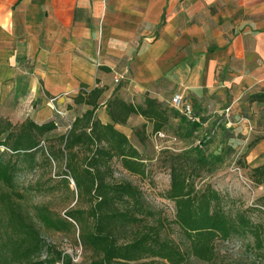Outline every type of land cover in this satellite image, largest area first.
<instances>
[{"label": "crops", "instance_id": "1", "mask_svg": "<svg viewBox=\"0 0 264 264\" xmlns=\"http://www.w3.org/2000/svg\"><path fill=\"white\" fill-rule=\"evenodd\" d=\"M83 85L106 88L105 124L115 96L168 104L180 93L195 109L196 99L220 109L234 92L232 109L264 88V0H0V106L10 119L56 118L66 130L87 109L74 103ZM144 122L116 127L130 138Z\"/></svg>", "mask_w": 264, "mask_h": 264}, {"label": "trees", "instance_id": "2", "mask_svg": "<svg viewBox=\"0 0 264 264\" xmlns=\"http://www.w3.org/2000/svg\"><path fill=\"white\" fill-rule=\"evenodd\" d=\"M105 90L104 86L90 90L86 85L82 86L74 103L85 105L87 109L74 120L67 121L66 132L58 137L60 145L54 148L57 152L49 155L54 160L66 159V167L76 184L78 198L88 197L91 202L88 215L94 218V225L91 230L83 229L80 233L82 244L86 248L90 247L96 255L88 264H184L190 256L212 261L216 255L217 238L227 240L233 235L248 233L254 236L260 249L264 247L263 224L253 223L244 212H238L232 218L221 207L223 198L217 190L210 186L198 190L191 182L190 174L178 168L172 170L171 188L166 197L175 203V223L186 236L188 248L183 250L174 240L162 238L160 229L155 227L151 228V232L140 233L130 242L119 243L112 228L115 223H137L141 219L134 213L107 208L116 199H128L134 200L138 205L135 208L141 210L143 195L138 187L129 182L109 184L106 174L112 172L110 162L117 158L123 168L141 176L146 174V167L140 150L116 126L127 125L132 116L142 117L145 122L136 130V135L140 142H144L149 127L146 124H150L151 133L157 135L167 128L172 113L181 110L172 105L171 100L166 104L149 95L141 103L127 102L115 96L106 102L112 122L105 124L97 116ZM248 99L250 102L264 103V88L251 93ZM59 127L56 118L43 122L27 118L20 125L13 124L7 118H0V147L4 148L0 152V185L13 189L16 184L15 166L6 159L8 151L34 152L41 146L42 137ZM253 171L258 181L264 179V163L256 166ZM63 175L67 177L68 183L69 174L66 172ZM0 204L7 210L6 221L12 230L9 238L0 246L1 262L76 264L74 258H66L57 246L45 243L34 218L15 206L10 193H0ZM254 207L264 213V205ZM38 210L42 223L55 230H67L76 224L82 227L84 223V210H69L67 217L56 216L45 206ZM145 257L153 259L145 261Z\"/></svg>", "mask_w": 264, "mask_h": 264}, {"label": "rangeland", "instance_id": "3", "mask_svg": "<svg viewBox=\"0 0 264 264\" xmlns=\"http://www.w3.org/2000/svg\"><path fill=\"white\" fill-rule=\"evenodd\" d=\"M261 89L246 91L229 112L226 106L235 102L234 92L228 93L229 101L220 109L196 99L195 110L200 122L196 124L189 121L178 110V113H172L167 128L157 135L151 133L150 124H146L149 127L144 142H140L136 135V130L143 123L129 126L132 131L130 138L141 152L146 174L141 176L129 172L117 158L110 162L112 172L106 174L107 182H129L138 187L143 195L141 210L135 208L138 205L134 200L128 199H116L107 208L134 213L141 219L137 223H115L112 228L119 243L130 242L140 233L151 232V228L155 227L160 229L162 238L174 240L183 250L188 248L186 236L175 223V203L166 197L171 188L174 168L190 174L191 182L198 190L208 186L217 190L223 198L221 207L232 218L238 212H244L253 223L264 226V213L254 207L264 205V179L258 181L253 171L264 163V103L250 102L248 99L251 93ZM12 112L10 107L0 106V118L11 120ZM24 120L11 121L20 125ZM65 132L64 126L60 124L57 130L42 137L38 150L31 153L8 151L6 159L15 166L16 184L13 189L0 185V193H10L15 206L34 218L46 244L57 246L66 258H74L76 264H88L96 255L90 247L86 248L82 244L80 233L83 229L91 230L94 225V218L88 215L91 202L88 197L78 198V190L66 167V159L54 160L49 156L57 152L54 148L60 145L58 137ZM3 150L0 147V152ZM66 172L69 174L68 183L67 177L63 175ZM44 206L54 215L62 217H67V212L72 209L84 210L83 226L76 224L67 230L49 228L38 217V209ZM6 218L7 210L0 204V246L12 231ZM262 238L264 240V235ZM215 251L212 261L190 256L184 264H264V247L260 249L250 233L233 235L227 240L217 238ZM2 259L0 264H4ZM152 259L144 258L145 261Z\"/></svg>", "mask_w": 264, "mask_h": 264}, {"label": "built area", "instance_id": "4", "mask_svg": "<svg viewBox=\"0 0 264 264\" xmlns=\"http://www.w3.org/2000/svg\"><path fill=\"white\" fill-rule=\"evenodd\" d=\"M122 77L116 76L115 77V82L118 83ZM57 97L51 98L49 101L51 103V106L54 108L56 113L60 114L61 116H65V112L62 110L58 109L57 106L55 105L57 101ZM171 104L174 105L175 107L179 108L182 112V114L191 122L197 123L200 121L199 116L195 112L193 104L184 98V96L180 93H175L171 97ZM227 111H230V108L227 109Z\"/></svg>", "mask_w": 264, "mask_h": 264}]
</instances>
